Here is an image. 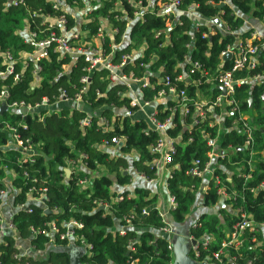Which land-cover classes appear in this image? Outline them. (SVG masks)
<instances>
[{"label": "trees", "instance_id": "16d2710c", "mask_svg": "<svg viewBox=\"0 0 264 264\" xmlns=\"http://www.w3.org/2000/svg\"><path fill=\"white\" fill-rule=\"evenodd\" d=\"M52 1L0 0V55L9 49H13L15 54L30 52L31 46L21 36L25 30L35 33L38 39L45 37L48 22L43 23L42 17L54 19L63 13L53 8ZM59 1L67 9L83 6L82 0ZM117 1L132 16L126 0L93 1L95 9L87 16L88 21L81 25L85 32V43L96 36L99 18H107L118 29L113 43L120 42L125 22L118 20L121 13L113 9ZM221 4L224 5L219 9ZM156 10L152 8L145 12L144 21L132 26L126 46L115 50L111 60L116 65L121 56L144 45L142 56L135 59L131 69L140 76L142 70L138 64L151 59V70L154 73L159 71L171 81L180 75L181 70L177 65L184 61L185 56L189 58V63L202 65V69L189 76L188 81L176 83V86L178 90H184L188 100L199 101V93L207 101L203 106L204 119L193 125L195 111L188 104V114L180 118L176 112L173 127L166 131L167 137L173 140L179 138L181 143V146L175 145L171 163L167 164L171 171L167 191L175 203L174 209L170 211L172 222L182 224L198 201L203 185V180L191 176L189 171L195 160L200 167L208 161L210 149L204 136L211 134L215 137L218 132L217 125H209L219 113L218 108H212L211 104L220 91L216 82L208 84L206 79L229 71L230 60L220 68L221 53L227 47L235 46L238 41L244 44L254 33L253 30L241 33L245 18L258 20L264 25V0H179L176 17H170L169 20L158 17ZM190 12L194 13L193 16H190ZM65 17L67 31L73 28L74 21L68 14ZM200 18H219L226 26L227 33L207 23L200 24ZM50 30L59 33L56 25ZM165 35L168 42L164 40ZM109 44L107 38L104 44L107 54L110 53ZM252 44L258 48L256 67L232 74L233 80L240 81L233 88L232 98L239 111L250 116L249 125L254 129V155L250 157V149L245 148V136L237 129H232L231 125L238 116L234 114L226 117L221 124L224 134L220 142V149L225 155L217 159L218 168L212 172L218 183L214 178L208 181V189L202 195L204 212L197 220L199 226L189 230L190 237L195 240L209 238L211 248L216 249L221 242L228 240L230 229L240 220L239 215L244 214L254 231L243 232L244 244L238 253L233 248L229 249L230 257H235L238 264H264V228H260L264 224V78L251 83L253 78L264 74V37L260 36ZM2 62L0 57V72L4 70ZM64 66H67L66 73ZM40 68L38 86L34 88H31V68L24 69L17 82H13L11 76L0 78V91L6 89L8 103L35 105L45 98L49 104H53L59 97L60 89L72 98L82 87L80 79L87 74L82 59H75L71 63L69 58H60L51 51L48 59L40 63ZM189 68L190 64H185L184 72ZM107 76L105 70L94 71L86 86V93L81 97L92 112H98L101 118L112 122V130L101 131L96 116L91 117L88 128H81L80 122L86 116L84 110L69 111L63 108L45 114L44 109H41L34 117L27 116L22 120L8 113L1 115L0 191L6 190L7 186L13 187L17 192L13 206L26 205L30 210L16 211L12 218L15 230L19 238L30 241L37 253L44 252L49 246L54 249L48 251L44 259L30 256L16 258L19 253L15 241L12 236H7L0 245V264H70L69 252L66 250L68 241L59 238L66 231L65 224L70 221L81 223L82 228L74 229V234L77 238H83L89 246L86 252L79 255V264H169L172 260L167 241L156 234L164 224L156 206L157 198L151 190L147 186H135L120 191L121 200L115 201L118 190L131 185L132 172L149 181L157 178L153 161L159 155L152 149L159 137L148 130L142 121L135 123L128 118L115 116V111L122 107L131 111L133 109L129 106L128 98L119 96L125 93V87L109 83ZM161 88L158 86L153 91L145 90L144 99L151 100ZM249 98H252L251 106L248 104ZM167 116L168 112H164L158 118L163 120ZM111 118H114V123ZM21 121L26 130L18 128L20 140L24 145L36 146L33 164H24L20 161L21 153L8 148L10 138L5 128L7 125L16 127ZM114 137L124 139L116 156L110 151V140ZM230 147L238 150L235 156H228ZM80 157L84 169L75 172L73 165ZM65 170L69 171L68 176ZM9 171L14 174V178L7 185L5 180ZM88 174L92 178L87 186H79L77 182L88 178ZM42 189H45L43 196ZM218 190L225 194L222 208L218 207L222 199ZM31 198L39 199L44 208L29 203ZM103 204H107L108 208L102 209ZM143 210H146V215L142 214ZM130 217V226H126L125 218ZM50 223L57 227V233H50ZM123 226L129 228L121 236L118 229ZM71 245L78 248L79 240L74 239Z\"/></svg>", "mask_w": 264, "mask_h": 264}, {"label": "built area", "instance_id": "2783aa9c", "mask_svg": "<svg viewBox=\"0 0 264 264\" xmlns=\"http://www.w3.org/2000/svg\"><path fill=\"white\" fill-rule=\"evenodd\" d=\"M93 1L99 2L100 0H82V7L67 9L66 7H62L60 1L57 2V0H53V8L59 9L63 13L58 18L54 19H52L50 16L42 17L43 23L48 22L45 37L38 39L35 33L25 30V34L21 33V36L25 43L31 46V51L17 52L15 54L13 49H9L0 55L3 61L2 65L4 66V70L0 72V78L11 76L13 82H17L19 80L20 73L26 68H31V74L33 78L31 88L38 86V76L41 70L40 63L48 59L50 51L52 53H57L60 58H69L71 63L74 62L75 59L80 58L86 64L87 72V74L80 79V83L82 84L80 91L77 92L72 98H69L67 92L60 89L59 97L53 104H49V102L43 98L39 103L30 105L25 104L24 102L8 103V93L6 89H2L0 91V108L5 106V113L20 117L21 120L25 119L27 116L34 117L35 113L41 109H44L45 114L58 112L63 108L69 111L84 110L86 112V116L80 122L81 128H88L90 126L91 117L96 116L100 121L101 131L106 132L112 130V122H107L105 119L101 118L98 112H92L89 106L82 101L81 97L82 94L86 93V86L89 83L91 74L96 70H105L108 73L107 80L109 83L119 84L125 87V93L119 96L128 98L129 106L133 109V111H131L127 107H122L115 111V116L118 115L123 118H128L131 122L135 123L142 121L146 124L148 130L153 131L158 135L159 141L152 151L158 154L159 157L153 161V166L156 169V176L159 165H163L165 167L167 181L171 178V171L168 169L167 164L171 163V156L175 150V145L181 146L179 138L173 140L166 135L167 129L173 127V118L175 113L178 112L180 118H184L189 112L188 104H191L195 111L192 121L193 125H196L205 117L203 106L207 102L201 98L199 93V101L188 100L184 90L177 89L176 83H185L188 81V77L191 76L195 71L201 70L202 65L195 62L189 63V58L185 56L184 61L177 65V67L181 70L180 75L171 81L168 76H162L159 71L154 73V71L151 70V59L147 63L138 64L139 69L142 70L140 76H137L134 70L131 69V66L135 65V59L142 56L144 45H141L135 49H131L129 53L121 56L120 62L116 65L112 63L111 59L115 50L126 46L128 42V35L132 26L144 21L143 15L145 12L151 11L152 8H157L156 15L158 17L164 18L165 20H169L170 17H176L179 0H167L165 2H157L156 0H146L145 2L142 0H126V4L132 10L131 17L128 15V12L123 8L119 1L115 2L113 9L118 10L121 13V16L118 20L125 22V28L120 35V42L118 44L113 43V37L118 34V29L108 22L107 18H99V26L96 31V36L87 43L83 41L85 32L82 31L81 25L88 21L87 16L93 9H95V7L92 5ZM13 3L15 4V2ZM74 5L76 4L74 3ZM66 14L70 15L74 21L73 28L67 31L65 17ZM189 14L190 16H193L194 13L190 12ZM54 25L58 27L59 33H55L54 31L50 30ZM259 37L260 36L254 32L244 44H242L241 41H238L235 46L227 47L226 50L221 53V59L226 53L231 55L230 70L215 77L209 76L206 79L208 84H214V82H216V86L220 91V94L211 104L212 108H218L219 113L214 116V121L209 125H217V135L215 137H212L211 134H206L204 136L206 145L210 149L208 153V161L203 167H200L199 162L195 160L193 162V168L189 171L191 176L201 178L203 180V185L199 191L200 193L203 191L202 194H204L208 189V181L214 178L212 172L218 167L216 163L217 159L223 158L225 155L220 149V142L224 134V128L221 124L224 122L226 117L234 114L238 116L237 121L231 125L232 129H237L239 133L245 136V148L250 149V157H253L254 155L252 152V134L254 129L249 125L250 116L240 112L237 103L232 98L234 86L240 83V81L233 80L232 74L237 71H247L256 67L257 62L255 60V56L257 54L258 48L256 45H253L252 42ZM107 38L110 40L109 54L105 53L104 50V44ZM164 40L165 42H168L167 35H165ZM185 64H190V68L187 72H184ZM128 66V70L125 71V68ZM63 69L66 73L67 66H64ZM262 78H264V74L253 78L251 83H255ZM234 83L235 85L233 86ZM158 86L162 87L160 91L154 94L151 100H145L143 94L144 91H153ZM222 89L225 90L224 95L221 92ZM170 104L175 105L170 106ZM164 112H168V116L163 120H159L158 115ZM1 115L2 113H0V117ZM113 119L114 118H111V121H113ZM18 128L26 130V126L23 121L19 122L16 127L7 125L5 128V132L9 134L10 138L8 148H12L21 153L22 158L20 161H22L24 164H33L34 155L36 154V146L24 145L19 138ZM123 143V138H111L110 151L113 155H118V148L122 147ZM227 152L228 156H235L238 150L230 147ZM77 165L80 166L78 169H84L82 157L77 159L76 163L73 165V168L77 167ZM132 173H135L138 177L142 178L146 182L150 183L154 181L146 180L142 175H139L136 172ZM88 177L89 178L79 180L77 184L81 187H86L92 176L90 175ZM13 178L14 174L11 171L7 172L5 184L8 185L10 179ZM214 180L216 183H218L216 178H214ZM227 181L230 180L227 179ZM9 187L11 186H7L6 190H8ZM6 190L0 191V197L5 194ZM124 190H127L126 187L118 190V194L115 196V201L121 200L119 193L120 191ZM41 191V196H43L45 189H42ZM217 193L222 197L220 201L224 202L225 194L223 191L218 190ZM34 200L36 201V204L44 208L43 203L39 199ZM168 200L169 210L171 211L175 207L174 199L169 195ZM16 208L17 210L22 209L30 212L28 206L26 205H21ZM107 208V204L102 205V209ZM158 212L164 226L157 231V236L165 239L168 243L169 250H171V237L174 235V231L167 224V213H160L159 210ZM142 214L146 215V210H143ZM238 218L240 220L236 222L229 231L227 236L228 240L221 242V244L216 249L211 248V240L209 238L203 237L195 240L188 236V241L190 243L189 254L197 264H238L235 257H230L229 249L233 248L234 251L238 253L243 248L244 244L242 239L243 232L245 230H248L249 232L254 231L253 225L246 220L244 214H240ZM130 219L131 217L125 218L126 226H130ZM198 226L199 224L197 221L191 222L189 224V230ZM48 227L51 234L58 232V229L54 223H50ZM65 228L66 231L59 235L60 240H67L68 245H71L74 239H78L79 248L86 252L89 246L85 243L83 238H77L74 234V229L82 228L81 223L70 221L65 224ZM127 228L129 227H120L118 229L119 235L123 236ZM260 228H264V224H262ZM15 231L16 230L12 219L9 221L0 216V245L4 242V239L7 236H11V233ZM18 257L22 256H19L18 254L16 255V258ZM128 264H133V262H129ZM247 264H251V262H248Z\"/></svg>", "mask_w": 264, "mask_h": 264}, {"label": "crops", "instance_id": "0c3cea01", "mask_svg": "<svg viewBox=\"0 0 264 264\" xmlns=\"http://www.w3.org/2000/svg\"><path fill=\"white\" fill-rule=\"evenodd\" d=\"M248 30H253L259 36L264 37V25L262 24V22H260L258 20L248 18V17L245 18L244 26H243V29L241 30V33L246 32ZM79 167H80L79 165H77V167H74L75 172H77V169ZM90 175L91 174H88V176H90ZM166 177H167V173H166V169L163 165H159V167H158L157 179L153 182H150V183L144 181L142 178L138 177L135 173H132L131 185L126 187V189L130 190L131 188H133L135 186H147L151 190L152 194L154 196H156V198H157V204L156 205H157V208L160 211V213H165V214L167 213L166 221H167V224L173 229L174 234H175V238L177 237V235L182 236L185 239L184 241L182 239V241L183 242L187 241V243H189V241H188L189 230L186 229L185 224H187V228H188L189 224L191 222L197 221L198 218L200 217V215L202 214V212H204L202 209V206H201L203 191H201V193L198 194L199 199L191 207L190 213L187 216L186 221L182 224H179V225L175 224L174 222H172V219L170 217L169 200H168L169 199V193L167 191ZM115 188L117 190V187H115ZM161 191L164 193V197L161 196V193H160ZM16 193L17 192L15 189H13L12 187H9V189L6 190L5 194L0 197V216L3 217L5 220L10 221L17 211V208L15 206H13V198H14ZM28 202L36 204L35 200H29ZM213 212H214V210H213ZM157 235H158V233H157ZM11 236L13 237V239L15 241V246L18 250L19 256H22V257L30 256V257H33L35 259L36 258L37 259H44L46 257L47 252L54 249L53 246H49V247H47V249L44 252L37 253L31 247L30 241L28 239L19 238L16 231L11 233ZM172 239H174V237L173 238L171 237V240ZM174 241L176 243L175 239H174ZM66 250L73 251L77 260H78L79 255L84 253V251L81 248H79V247L74 248L72 245H68ZM172 257L173 256H171V258ZM77 264H79V263H77ZM169 264H173L172 261H170Z\"/></svg>", "mask_w": 264, "mask_h": 264}, {"label": "rangeland", "instance_id": "374dc122", "mask_svg": "<svg viewBox=\"0 0 264 264\" xmlns=\"http://www.w3.org/2000/svg\"><path fill=\"white\" fill-rule=\"evenodd\" d=\"M157 179V178H156ZM155 179V180H156ZM154 180V181H155ZM161 196L164 197V193L161 191ZM29 200H34V199H29ZM186 221V220H185ZM184 223V222H183ZM179 225V224H178ZM186 229L189 230V226L187 228V224H185ZM180 234V233H179ZM174 237V239L176 240V243L174 241V239L171 240L172 245H171V256L172 257V263H174V257H178L180 260H183L185 262H187L188 264H194L196 263L192 256L189 254V243L183 242L185 239L182 236L177 235V237L175 238V234L172 236V238ZM183 239V241H182ZM184 243V244H183ZM69 252V257H70V264L77 262L78 260L76 259V256L74 255L73 251H68Z\"/></svg>", "mask_w": 264, "mask_h": 264}, {"label": "water", "instance_id": "95a60500", "mask_svg": "<svg viewBox=\"0 0 264 264\" xmlns=\"http://www.w3.org/2000/svg\"><path fill=\"white\" fill-rule=\"evenodd\" d=\"M224 4L219 5V9H221L223 7ZM209 24V26H215L217 27L219 30H221L222 32H226V26L224 25V23L219 19V18H214V19H210V20H206V19H200V24ZM227 33V32H226ZM231 59V55L229 53H226L223 58H222V62L220 65V68L223 67L224 63L229 61ZM235 85V83L233 84V86ZM222 94H225V90H221ZM252 103V98L248 99V104L249 106H251ZM6 111V107L2 106L0 108V113H4ZM66 175L68 176L69 172L67 170H65ZM224 205L223 201H220L218 203V207L222 208ZM72 264H77L76 262L72 263ZM173 264H188L187 262L180 260L177 256L174 257V263ZM197 264V263H194Z\"/></svg>", "mask_w": 264, "mask_h": 264}, {"label": "bare ground", "instance_id": "6f19581e", "mask_svg": "<svg viewBox=\"0 0 264 264\" xmlns=\"http://www.w3.org/2000/svg\"><path fill=\"white\" fill-rule=\"evenodd\" d=\"M218 168V167H217ZM216 170V169H215ZM154 180V179H153ZM196 219V218H195Z\"/></svg>", "mask_w": 264, "mask_h": 264}]
</instances>
